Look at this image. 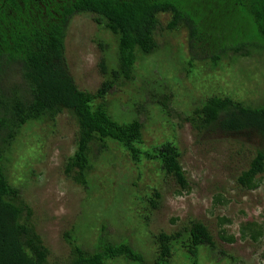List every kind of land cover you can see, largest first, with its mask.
<instances>
[{"label":"trees","instance_id":"16d2710c","mask_svg":"<svg viewBox=\"0 0 264 264\" xmlns=\"http://www.w3.org/2000/svg\"><path fill=\"white\" fill-rule=\"evenodd\" d=\"M84 15L105 29L115 44L114 54L101 59L104 80L95 92L79 88L66 58L72 20ZM164 15L169 17L165 28L161 23ZM165 31L186 34V44L177 56L186 75L228 70L238 61L264 58V0H0V264H52L50 250L37 229L36 211L24 196L27 186L14 183L8 167L13 165L14 147L25 129L46 125L55 131L65 113L77 126L74 152L64 159L68 182L85 188L89 195L95 193L97 185L90 175L97 167L96 156L113 153L115 146L140 169L139 180L146 163H153L162 174L163 184L160 178L149 188L133 184L138 191L134 199L144 204L149 215L145 218L161 209L163 188L175 186L177 196L191 193L175 138L166 137L151 146L145 142L147 121H167V117L151 116V109L158 106L170 115L167 107L174 102V93L165 94L162 85L152 84L154 92L148 98L132 95L123 104L108 100L114 89L136 82L141 62L160 55L159 37ZM99 47L103 53L109 52L101 42ZM166 47L169 57L173 56L171 46ZM211 76L207 77L212 80ZM233 94L208 92L196 101L200 106L188 120L195 131L205 133L208 142L237 146L241 157L234 160L241 159L242 166L234 169L233 178L241 190L254 191L264 174V101L247 104ZM119 106L124 109L120 117L116 114ZM92 198L82 204L87 211L94 207ZM171 223L175 225L177 220ZM220 223L233 225L226 218ZM85 226L81 223L80 229ZM240 234L241 240L257 244L264 237V225L241 224ZM220 235L230 244L237 242L225 229ZM64 241L70 250L61 264H108L117 259L147 264L128 242L109 241L104 225L94 248L84 244L76 227L64 233ZM150 241L155 248L150 264H178L175 257L179 256L190 264H203L202 253L208 258L217 250L212 233L201 221L190 220L175 232L161 231ZM219 255L221 262L236 263L224 251Z\"/></svg>","mask_w":264,"mask_h":264},{"label":"rangeland","instance_id":"374dc122","mask_svg":"<svg viewBox=\"0 0 264 264\" xmlns=\"http://www.w3.org/2000/svg\"><path fill=\"white\" fill-rule=\"evenodd\" d=\"M168 22L169 17H161L163 28ZM100 42L108 46V53L102 52ZM159 42L160 55L141 62L136 68V82L119 90L114 89L108 100L123 104L130 101L132 95L140 94L148 98L154 92L152 84L162 85L165 94L174 93V102L167 107L170 115L158 106L151 109V116L159 119L167 117V121L151 123L145 119V142L151 146L158 141L163 142L166 137L175 138L183 154L182 165L188 173L191 193L177 196L175 186L163 188L161 209L147 219L146 208L134 199V193L138 192L137 187L144 189L158 183V178L162 183V174L156 171L153 163L142 167L144 176L139 180L140 169L127 155L112 146V150L116 149L113 153L96 156L97 167L90 178L97 185V190L89 195L85 188L68 182L64 177L65 156L75 149L77 126L73 118L68 113L61 115L55 131L46 125L25 129L14 147V161L8 167V176L17 185L25 183L27 186L24 196L36 211L37 229L50 250L49 261L52 264H61L67 259L70 250L64 241L67 230L76 227L84 244L94 248L102 225L106 227L109 241L128 242L150 264L155 254L150 238L161 231L175 232L190 220L203 222L216 244L217 250L212 256L207 258L206 253H202L205 255L201 257L203 264H227L221 262L223 258H220L219 251H224L227 258L236 259L235 264H264V237L255 244L241 240L240 234L241 224L256 222L264 225V174L259 176L262 183L257 190H241L232 175L242 166L241 159L234 160V157H241L237 146L226 142L220 144L216 140L208 142L203 137L205 133L195 131L188 120L194 109L200 106L199 100L204 99L208 92L220 95L234 93L237 99L247 104L264 101V58L238 61L228 70L226 67L214 73L201 70L197 75L189 76L177 61L178 49L186 44L185 32L172 34L165 31ZM167 45L172 48L171 57L167 53ZM114 49L111 35L96 25L90 16H77L72 20L66 41V58L82 91H97L104 80L100 70L101 59L111 57ZM109 62L113 63V58ZM210 75L212 80L207 77ZM118 108L116 114L120 117L124 109L122 106ZM110 162L111 166L107 165ZM26 173L29 174L26 176ZM134 183L137 187L133 186ZM91 197L94 207L87 211L82 204L89 202ZM223 218L229 219L233 225L220 223ZM173 219L177 220L175 225L171 223ZM81 223L87 224L85 229H80ZM222 229L227 231L228 236L235 235L237 242L230 244L224 241L220 235ZM175 259L178 264H190L180 256ZM108 264L127 263L117 259Z\"/></svg>","mask_w":264,"mask_h":264}]
</instances>
